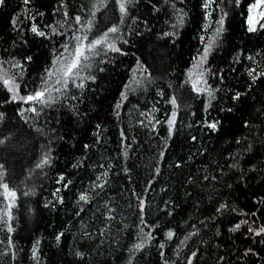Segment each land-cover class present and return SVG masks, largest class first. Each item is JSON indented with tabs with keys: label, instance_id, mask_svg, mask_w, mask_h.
Listing matches in <instances>:
<instances>
[{
	"label": "trees",
	"instance_id": "obj_1",
	"mask_svg": "<svg viewBox=\"0 0 264 264\" xmlns=\"http://www.w3.org/2000/svg\"><path fill=\"white\" fill-rule=\"evenodd\" d=\"M254 1L125 0L121 14L117 0H0L19 97L54 84L74 36L116 27L119 49L98 48L48 103L0 82V185L15 192L0 186V264H264Z\"/></svg>",
	"mask_w": 264,
	"mask_h": 264
},
{
	"label": "snow or ice",
	"instance_id": "obj_2",
	"mask_svg": "<svg viewBox=\"0 0 264 264\" xmlns=\"http://www.w3.org/2000/svg\"><path fill=\"white\" fill-rule=\"evenodd\" d=\"M117 3L119 4V9L121 14L126 13V7H125V0H117ZM261 3H264V0H257V3L253 5L252 7H258ZM207 6V5H206ZM262 16H264V13H261ZM76 21L80 22V17L75 18ZM182 22V21H181ZM222 24V21H220ZM249 23H252V18H249ZM89 31L91 30V24L89 23L87 25ZM222 30V29H221ZM255 30L254 27H250L249 31ZM33 32H37V29L35 26L32 28ZM118 29L116 27L109 28L107 32L103 33L101 36L92 39L90 42L85 44V41L88 40V36H74L73 38L77 42L73 49H69L68 45H65V53H67V56H64L62 54L61 57L57 59V61H54V64L59 63L60 67L56 69L55 71L49 72V80H51L52 76L57 75L59 73V78L55 80L54 84H49V81H45V84L40 91H36L34 95H28L26 97H19L18 95V86L15 84L14 79L11 77H7V72L0 67V82L3 83V85L7 88V90L12 93V100L22 99L24 102L29 101H37L40 103H48L52 101V92H60L61 88H66L69 82V79L73 75H78L79 69L82 66V61H87L90 56L92 55H98L99 52L97 51L98 48L106 47L112 51H119L118 48H116L114 42H110V34L117 32ZM219 32V30H218ZM217 32V34H218ZM39 35H44L43 32L38 33ZM210 47V46H209ZM208 49L205 50V57L207 55ZM202 63V61H201ZM18 66V65H14ZM202 75V73H201ZM7 77V78H6ZM55 85H60V87H56ZM80 87L83 86L81 83L79 85ZM198 91L200 89H197ZM173 104H175V100L172 101ZM32 111H35V109H32ZM174 122V114H173V120L169 121V125L171 126ZM210 127L215 128V124L210 125ZM2 143V141H0ZM48 163V158L45 157L40 164L37 165V167H42L44 164ZM2 173H0V177H2ZM4 189V193L6 195V198L15 197V192L9 191L8 186L6 184L0 185ZM81 200H87V196L85 194H81L80 196ZM240 225H236V228H239ZM260 232L264 233V228L260 229ZM259 234V233H258ZM169 238H171L172 233H168ZM59 239V237H58ZM134 248H140L142 247L141 244H135L133 246ZM33 254L35 255V248L33 249ZM195 255V254H194Z\"/></svg>",
	"mask_w": 264,
	"mask_h": 264
},
{
	"label": "rangeland",
	"instance_id": "obj_3",
	"mask_svg": "<svg viewBox=\"0 0 264 264\" xmlns=\"http://www.w3.org/2000/svg\"><path fill=\"white\" fill-rule=\"evenodd\" d=\"M257 3V0L254 1L249 7V13L247 16V25L248 27H255L259 20L262 18L261 13H264V3H261L258 7H252ZM252 18V23H249V18Z\"/></svg>",
	"mask_w": 264,
	"mask_h": 264
}]
</instances>
